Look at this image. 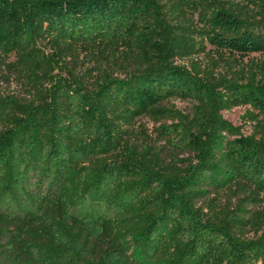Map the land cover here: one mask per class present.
Instances as JSON below:
<instances>
[{
	"label": "rangeland",
	"instance_id": "obj_1",
	"mask_svg": "<svg viewBox=\"0 0 264 264\" xmlns=\"http://www.w3.org/2000/svg\"><path fill=\"white\" fill-rule=\"evenodd\" d=\"M219 9L230 11L242 22V28L264 39V0H150L146 3L140 0L135 6V14L124 23L117 24L113 35L105 39L61 38L43 23L40 33L32 36L31 44L21 49L25 56L19 52L2 53L0 46V101H9L0 113V129L11 127L16 117H26L37 108H48L46 122L53 115L59 121L73 122V105L76 102H90L93 105L91 109L96 111L94 105L97 107L100 100L104 101L101 98L108 97L103 94L108 93L115 100V103H108L115 108L102 116L111 127L124 122L121 124L124 131L119 133L118 139L125 145L122 148L125 156L129 158V149H132L136 152V163L150 172L171 176L177 167H185L189 162L198 160L196 151L190 149L195 142L192 141L188 147L189 140L183 134L186 128H190L195 139L207 138L205 133L200 132L207 124H199L209 116L205 110L206 99L184 91L160 97L171 89L166 84L162 91H157L158 94L151 93L147 99L154 101L144 107H149V110L143 112L139 103L125 104L124 91L117 84L108 86L107 82L122 80L127 86L141 81L145 84L141 74L161 69V82L164 84L169 77L168 69L175 67L201 78L224 98L233 99L226 87L232 82L238 86L248 83L264 86V49L234 51L217 42L216 38L222 30L216 27L214 17ZM151 83L149 86L155 87L153 91L159 90L156 87L159 82ZM114 88L117 92L113 91ZM142 89L149 92L145 87ZM52 106L55 107L52 109ZM67 112L70 116L65 114ZM89 116L84 115L82 122L87 121ZM219 116L232 127L230 132L220 131L224 138L223 149L241 136L252 137L264 155L263 111L236 98L228 107L220 108ZM95 120L98 121L97 117ZM77 126L69 127V133ZM118 127L114 128L120 132ZM103 130L92 119L90 126L80 133L71 134L69 140L65 137L61 139L72 149L65 164L68 181L64 185L55 187L58 188L55 190L47 185L49 181L38 179V174H35L28 186L47 196L49 208L59 202L73 211L79 226H85L83 237H88L99 256L107 257L110 264H134L125 250L131 248L132 233L140 225L142 217L153 209H146L147 204H144L152 197L151 191L146 196L141 188L138 192L133 188L134 193L128 191V197L121 201L122 187L116 183L107 192L96 214L93 212V218L85 214L86 207L101 201L89 181L90 172L97 166L119 164L125 160L123 156L116 158L110 153L101 155L98 152L104 150H93V146L87 147L89 143L87 148L82 149L86 142L96 141L97 131ZM133 168L137 169L128 164L122 169L132 173V180H145L142 182L144 186L154 185L147 172L136 176ZM204 188L207 191L198 189L190 192L187 189L178 193L182 201L197 208L210 221L224 226L229 233L239 235L245 241H256L259 245L264 242V190L260 183L237 176L226 188ZM182 230V225L174 223L164 228L163 233L172 237L173 245ZM49 234L44 222L28 218H0V264H39L33 257L37 255L31 244L38 240L46 241ZM167 250L162 246L153 264H162ZM256 257L253 264H264V254H257Z\"/></svg>",
	"mask_w": 264,
	"mask_h": 264
},
{
	"label": "trees",
	"instance_id": "obj_2",
	"mask_svg": "<svg viewBox=\"0 0 264 264\" xmlns=\"http://www.w3.org/2000/svg\"><path fill=\"white\" fill-rule=\"evenodd\" d=\"M139 1L0 0L1 52L7 54L19 52L25 56L21 49L31 44L32 36L40 33V25L43 23L61 38L91 41L111 37L117 24L124 23L129 16L135 14V6ZM214 23L222 30L216 38L217 42L224 46L234 51L264 49V39L242 28V22L230 11L219 9L215 13ZM168 70L169 77H166L164 84L161 82L162 73L160 74L163 70L153 69L140 75L145 78V84L141 81L135 83V86L130 83L127 86L125 81L112 80L107 82V85L112 87L113 84H117L126 96L124 103H139L143 112L148 111L149 107H144L154 101L147 99L151 93L158 94L166 84H169L171 89L160 97L184 91L191 96L206 99L205 110L209 116L204 119L205 122L199 121V124H207L200 131L205 133L207 138L195 139L194 134L190 133V128H186L183 134L187 141L189 140L188 147L192 145V141L195 142V146L190 149L196 151L198 160L194 163L189 162L185 167H177L175 172H171V176L150 172L143 165L136 163V152L132 149H129V158L125 156L122 151L125 145L118 139L119 133L124 131L121 125L124 122L111 123L113 125L111 127L110 122H106L102 116L115 108L108 103L109 101L115 103L108 93L103 94L108 96L101 98L104 101L100 100L97 107L94 105L96 111L91 109L90 106L93 105H90V102L85 100L76 102L73 105L75 110L73 122L59 121L55 115L46 122L48 108H37L30 111L26 117H16L11 127L0 129V218L4 220L28 218L34 222L45 223L50 232L48 239L31 244L37 255L32 256L39 264H110L107 257L98 255L95 247L89 243L88 237H83L85 226L83 228L79 226L80 222L74 217L73 211L59 202L51 204L49 208L47 196H42V193L28 186L30 181L33 182L32 177L35 174H38L36 178L49 181L47 185L52 188L60 187L68 181L65 164L72 149L61 139L65 137L69 140L71 134L80 133L90 126L92 119L104 130L101 132L98 130L96 141L86 142L82 149L89 143L87 147L93 146V150H104L98 152L101 155L110 153V156L116 158L123 156L126 161L97 166L90 172L89 181L96 188L95 194L99 195L100 198L97 199L101 201L86 207L87 217L93 218V212L96 214L107 192L116 183L122 187L121 201H125L128 191H132L133 188H136V192L141 188L146 196H149L147 192L152 193V197L144 204H147L146 209H153L142 217L140 225L132 233L131 248L125 250L128 255L130 254V260L134 264H153L162 246L168 249V252L164 253L162 264H253L252 261L257 258V254H264V242L259 245L256 241H245L239 235L229 233L224 226L210 221L200 214L197 208L182 201L178 193L187 189L190 192L198 189L205 192L207 191L205 186L223 189L237 176L255 184L260 183L261 189L264 190V155L260 146L252 137L241 136L223 149L225 144L220 131L230 132L232 127L219 116L220 108L228 107L236 98L251 103L264 112V86L253 83L238 86L236 82L229 83L226 87L233 97L229 99L224 98L221 93H215L207 82L186 69L170 67ZM150 81L159 82L156 85L159 90L153 91L152 88L155 87L151 86ZM144 87L148 89V93L142 89ZM99 90L100 88L96 92ZM116 90L117 88L113 89L114 92H117ZM8 103L9 101H0V113L3 106ZM85 107L88 111L84 110ZM65 114L70 116L69 112ZM86 114L90 116L87 121L82 122ZM40 116L43 118L40 119ZM96 117L98 121L95 120ZM74 124L78 125L77 128L69 133L68 128ZM116 126H119L120 132L116 131L114 128ZM128 164L137 167L133 168L136 176L141 172H147L154 185L144 186L142 182L145 180H135L136 176L132 180V173L122 169ZM138 167L142 170L138 171ZM143 186L145 189H142ZM75 213L79 214L78 211ZM174 223L183 226V233L172 245V237H167L163 230Z\"/></svg>",
	"mask_w": 264,
	"mask_h": 264
}]
</instances>
